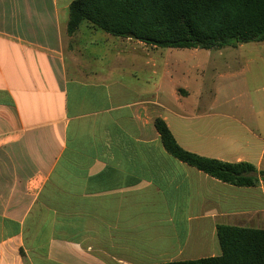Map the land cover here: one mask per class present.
<instances>
[{"label":"crops","instance_id":"0c3cea01","mask_svg":"<svg viewBox=\"0 0 264 264\" xmlns=\"http://www.w3.org/2000/svg\"><path fill=\"white\" fill-rule=\"evenodd\" d=\"M74 1L0 0V264L198 260L222 255L219 225L264 229V182L209 176L155 126L264 171V42L242 90L192 68L167 84L158 48L88 22L70 35Z\"/></svg>","mask_w":264,"mask_h":264},{"label":"trees","instance_id":"16d2710c","mask_svg":"<svg viewBox=\"0 0 264 264\" xmlns=\"http://www.w3.org/2000/svg\"><path fill=\"white\" fill-rule=\"evenodd\" d=\"M83 22L156 48L221 49L264 42V0H76L68 33ZM155 126L172 156L209 176L237 187L264 182V171L252 164L197 155L178 144L163 119ZM217 233L221 256L165 264H264V229L219 225Z\"/></svg>","mask_w":264,"mask_h":264},{"label":"rangeland","instance_id":"374dc122","mask_svg":"<svg viewBox=\"0 0 264 264\" xmlns=\"http://www.w3.org/2000/svg\"><path fill=\"white\" fill-rule=\"evenodd\" d=\"M259 45V42H251L212 50L158 48L155 51L162 53L160 62L164 61L166 64L167 84L170 81L179 82L180 78L177 75L179 70L186 72L192 68V75L200 83L204 82L207 85L215 82L232 83L242 90L245 88L246 80L254 72L253 65L249 64L248 59L255 57L251 53L256 52Z\"/></svg>","mask_w":264,"mask_h":264}]
</instances>
